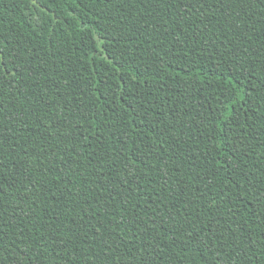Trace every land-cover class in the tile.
<instances>
[{
  "label": "trees",
  "instance_id": "16d2710c",
  "mask_svg": "<svg viewBox=\"0 0 264 264\" xmlns=\"http://www.w3.org/2000/svg\"><path fill=\"white\" fill-rule=\"evenodd\" d=\"M0 264H264V0H0Z\"/></svg>",
  "mask_w": 264,
  "mask_h": 264
}]
</instances>
